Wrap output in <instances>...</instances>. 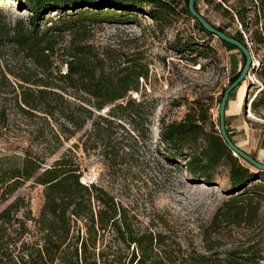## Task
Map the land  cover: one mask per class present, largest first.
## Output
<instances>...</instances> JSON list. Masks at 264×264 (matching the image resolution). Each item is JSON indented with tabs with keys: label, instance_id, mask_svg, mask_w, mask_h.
Masks as SVG:
<instances>
[{
	"label": "trees",
	"instance_id": "1",
	"mask_svg": "<svg viewBox=\"0 0 264 264\" xmlns=\"http://www.w3.org/2000/svg\"><path fill=\"white\" fill-rule=\"evenodd\" d=\"M10 1L17 11L27 14L10 24L0 9V59L4 66L0 68V82L6 87L4 94L12 95L17 112L33 125V138L22 153L0 149V264L264 261L250 253L253 247L232 249L224 255L213 251L211 233L219 228L218 219L238 227L254 225L257 210L264 205V172L232 155L212 120L211 107L200 100L192 101L182 119L163 123L155 149L162 152L166 163H182L192 182L213 186L222 170L226 173L229 197L203 232V251L192 243L183 245L169 230L142 226L135 214L102 187L82 182L80 168L73 161L75 154L61 156L50 165L45 163L59 145L75 138L88 123L90 127L72 147L101 156L107 167L122 165L149 141L154 102L126 96L138 90L140 78L147 79L146 65L138 55L129 58L89 40L96 27L129 24L138 15L162 23L178 13L175 6L169 0ZM204 1L213 3L228 16L230 24L239 26L230 36L260 58L252 68L257 86L249 104L252 113L264 120V0ZM195 9L200 12L196 1ZM184 13L198 31L215 38L190 16L187 0ZM217 29L225 32V27ZM190 40L177 46L178 52L202 56L199 48L203 44ZM5 46L12 49L11 59L2 52ZM238 75L231 76L228 85ZM105 108L108 111L101 113ZM259 109L263 113L259 114ZM0 118V125L6 128L8 113L0 111ZM35 142L43 145L41 150L32 149ZM28 182L43 189L37 215L30 201L17 195Z\"/></svg>",
	"mask_w": 264,
	"mask_h": 264
},
{
	"label": "rangeland",
	"instance_id": "2",
	"mask_svg": "<svg viewBox=\"0 0 264 264\" xmlns=\"http://www.w3.org/2000/svg\"><path fill=\"white\" fill-rule=\"evenodd\" d=\"M169 1L178 13L162 23H156L146 15H138L129 24H103L96 27L89 40L100 48L114 49L129 58L138 55L141 63L146 65L147 79L140 78L138 90L129 91L126 96L136 101L154 102L149 141L139 146L136 154L127 157L122 165L107 167L101 156L72 147L73 143H77V137L90 127L88 123L75 138L59 145L45 163L50 165L61 156L70 157L71 153L75 154L73 161L80 168L82 182H94L102 187L131 214H135L142 226L151 224L154 231L169 230L183 245L192 243L197 250L203 251V232L211 226L215 214L229 197L226 173L222 170L213 186L192 182L183 164L166 163L162 152H157L155 145L159 143L163 123L182 119L194 100L208 104L212 120L218 124L217 99L221 90L228 86L229 78L240 71L242 57L238 50L223 46L216 38L209 39L206 34L198 31L184 13L185 0ZM196 3L200 13L213 26L225 27L227 34H235L239 26L236 23L230 24L228 16L216 10L213 3L204 0H196ZM0 9L5 21L10 24L18 16H23V13L27 14L25 11H17L10 0L0 1ZM65 39L68 40V36ZM185 40L203 44L199 50L205 56L194 57L191 53L178 52L176 47L181 46ZM2 52L6 59H11L10 47L5 46ZM252 54L254 66H257L260 58ZM2 61L0 59V68L4 69ZM253 72L251 70L241 84L238 111L252 129L262 133L264 120L252 113L249 104L257 86ZM10 80L13 81L11 77ZM5 89V85L0 82V111L4 110L9 115L8 126L4 128L0 125V149H6L7 153L10 150L22 153V149L27 148L33 138V125L17 112L12 95L4 94ZM261 113L263 111L259 109ZM36 143L31 144L32 149L41 150L43 145ZM245 145L241 144L250 152L249 155L256 160L262 159L257 151ZM42 190L41 186L28 182L17 191V195L30 201L34 215L38 214L43 203ZM217 222L216 227L219 228L213 229L215 232L211 233V240L215 242L214 252L224 255L232 249L253 247L250 253L264 259V205L257 210L252 227L243 224L238 227L221 219ZM259 264H264V261Z\"/></svg>",
	"mask_w": 264,
	"mask_h": 264
},
{
	"label": "water",
	"instance_id": "3",
	"mask_svg": "<svg viewBox=\"0 0 264 264\" xmlns=\"http://www.w3.org/2000/svg\"><path fill=\"white\" fill-rule=\"evenodd\" d=\"M195 1L196 0H187V10L190 16L197 20L198 23L201 25V27L208 32L209 34L213 35L215 38L235 47L240 54L244 58V63L241 65V69L239 71L238 77L230 83L224 90L220 102L218 104L217 108V116H218V132L220 134V137L224 141V143L227 145L229 150L232 152V155L236 158H239L243 161H245L248 165L252 166L258 171L264 172V163L259 162L254 157L243 151L241 148H239L233 141L229 138L228 133L226 131L225 126V116H226V105L229 102L230 94L233 90H235L237 87H239L249 76L252 68L255 65L254 57L249 48H246L243 44H241L239 41L231 37L225 32L219 31L217 27H214L205 19V17L195 9ZM108 109L105 108L103 113L107 112Z\"/></svg>",
	"mask_w": 264,
	"mask_h": 264
},
{
	"label": "crops",
	"instance_id": "4",
	"mask_svg": "<svg viewBox=\"0 0 264 264\" xmlns=\"http://www.w3.org/2000/svg\"><path fill=\"white\" fill-rule=\"evenodd\" d=\"M242 85L237 87L229 98L227 104L225 124L228 134L231 136L232 141L240 147L246 153L250 152L243 148L241 144H246L249 148L257 151L262 159H258L260 162L264 163V140L263 134L258 133L256 129H252L250 124L243 117L240 116L239 106H238V95L240 94V89ZM245 90V89H244ZM239 92V93H238ZM243 93L245 91H242ZM230 117V118H229ZM229 118V119H228ZM245 145V146H246ZM254 146V147H253Z\"/></svg>",
	"mask_w": 264,
	"mask_h": 264
},
{
	"label": "bare ground",
	"instance_id": "5",
	"mask_svg": "<svg viewBox=\"0 0 264 264\" xmlns=\"http://www.w3.org/2000/svg\"><path fill=\"white\" fill-rule=\"evenodd\" d=\"M23 15H24V13H23ZM233 91H234V90H233ZM233 91H232V92H233Z\"/></svg>",
	"mask_w": 264,
	"mask_h": 264
}]
</instances>
